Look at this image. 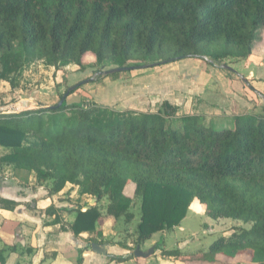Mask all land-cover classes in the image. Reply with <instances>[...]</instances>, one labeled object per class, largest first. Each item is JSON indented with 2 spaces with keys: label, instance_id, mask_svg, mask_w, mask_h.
I'll list each match as a JSON object with an SVG mask.
<instances>
[{
  "label": "trees",
  "instance_id": "trees-1",
  "mask_svg": "<svg viewBox=\"0 0 264 264\" xmlns=\"http://www.w3.org/2000/svg\"><path fill=\"white\" fill-rule=\"evenodd\" d=\"M262 30L264 0H0V82L36 62L86 70L88 55L97 65L130 70L187 59L241 61L255 56ZM177 111L167 102L157 113L93 104L0 112V162L40 185L52 181L50 194L70 184L82 197L106 198V218L127 223L135 218L126 192L133 184L141 199L138 244L179 227L198 200L211 219L250 228H234L206 253L164 251V258L264 264V114L215 129L203 116L177 118ZM18 206L0 199L1 209ZM76 212V221L62 229L97 242L104 217L98 206Z\"/></svg>",
  "mask_w": 264,
  "mask_h": 264
},
{
  "label": "rangeland",
  "instance_id": "rangeland-1",
  "mask_svg": "<svg viewBox=\"0 0 264 264\" xmlns=\"http://www.w3.org/2000/svg\"><path fill=\"white\" fill-rule=\"evenodd\" d=\"M256 55L250 59L239 61L236 59H226L216 65L208 64L204 60H198L211 70V78H218L221 71H227L229 77L235 79H246L244 89L247 90L252 98V108L242 102L235 104L227 98L219 100L207 94L204 96V108L195 110L194 116H203L205 125L215 128H233L240 117L264 114V100L254 92L255 80L250 79L251 74L264 78V31L262 30L255 44ZM197 60V59H195ZM195 60H185L171 62L165 65L138 69L133 66L131 70L119 72L109 76H98L97 73L115 69L113 66L97 65L95 58L88 55L85 59L86 70L71 65L55 69L42 62L26 65L23 72L16 78L9 75L12 81L0 82V112H23L47 107H56L60 103L62 106L81 104L89 106L91 104L110 107L119 111H135L143 113H157L163 108L165 103L178 107L185 104L194 106L199 105V98L185 93L187 90L181 88V84L192 86L194 81L185 79L189 72L197 66ZM155 64L150 63L148 65ZM206 65V66H207ZM199 66V65H198ZM197 66V67H198ZM197 70V69H196ZM184 78H183V77ZM239 77V78H238ZM221 79V77H220ZM262 79L261 81H263ZM11 82H14L12 85ZM264 87V82L261 84ZM253 88V90H251ZM72 89V90H71ZM251 90V91H249ZM261 96V95H260ZM246 98H249L247 95ZM245 100V98H243ZM26 102L28 107L22 105ZM178 105V106H177ZM256 107V108H255ZM258 107V108H257ZM248 108V109H247ZM260 108V109H259ZM187 115L181 112L180 108L176 117L180 118ZM191 115V114H189ZM15 170L12 166L0 162V184L8 179L15 178ZM30 184H39L35 177L31 180L24 179ZM22 181V182H23ZM52 181L43 183L47 191L52 187ZM70 187V186H69ZM67 187L68 191H71ZM74 194H64L61 199L70 201L72 207L89 206L92 199L83 198L80 189H74ZM127 194L133 198L134 205L131 212L135 215L132 222L127 223L125 217L113 220V231L107 237L96 236L95 239L102 244L110 246L126 247L129 249V256H133V262L126 264H156V258L162 257L164 251L181 250L183 253L199 254L206 253L210 245L218 238L230 237L232 230L236 227L250 228L242 222L231 219L213 220L206 213V207L197 200L188 211L186 219L179 227L172 231L156 234L152 240L138 244V226L141 222V199L134 197V185L130 184ZM99 210L106 215L108 200L105 198L98 203ZM106 219V218H104ZM100 227V225L98 226ZM128 244L130 247H128ZM140 247L141 252L154 250L148 258L136 256V250ZM159 248V250H157ZM119 254H122L119 252ZM177 261L176 259H172ZM179 264H183L178 261Z\"/></svg>",
  "mask_w": 264,
  "mask_h": 264
},
{
  "label": "crops",
  "instance_id": "crops-1",
  "mask_svg": "<svg viewBox=\"0 0 264 264\" xmlns=\"http://www.w3.org/2000/svg\"><path fill=\"white\" fill-rule=\"evenodd\" d=\"M261 58L263 63L258 64L260 67L264 65L263 56ZM194 63L199 66L193 68L185 78L194 81L193 85L190 87L184 83L181 84V88L184 91L187 90L185 94L188 97H192L190 94L198 97L199 105L192 108V105H187L186 101L183 105H177L181 112L192 115L196 109L204 108L203 98L207 94L214 96L219 101V96L222 95L221 98L230 99L235 104L242 102L252 108V98L248 91L244 89L245 82L248 83L246 79L242 78L241 81V79H235L232 76L230 78L227 71H221L219 77L214 79L213 76L211 78L213 73L211 74L207 64L206 66L205 63L198 60H195ZM250 79L256 81L254 92L258 93L259 97L264 98V87L261 85L264 82V80H261L264 78L261 77V74L258 76L251 74ZM246 95L249 98H246ZM24 178L25 175L22 173L20 175L16 174L15 178L3 181L0 184V199L19 204L14 211L0 208V251L3 252L2 258L4 259L3 263L0 260V264H79L80 259H82V264H126L133 262L132 258L134 256L123 263L109 260V256L128 257L130 251L126 247H109V244H102L97 239V242L93 243L88 241L89 234L76 237L70 230L62 229V227H67V225H71L76 221V210L79 207H72L70 201L61 199V196L72 193L73 195L70 196L72 199L77 190L72 191L79 187L69 184L67 187L70 186L71 191H68L66 187L59 194H50L48 190H45V186L27 183L26 180L23 181ZM30 179L32 180L33 176ZM51 206L56 209V212L46 213L45 211ZM87 207L84 206L83 210ZM103 216L100 227H97V230L102 232V236L99 237H107L108 234L110 235L109 231L112 233L114 228L113 219L106 218L105 214ZM56 219H59V221L55 223ZM95 244L106 245L107 256L94 252L93 245ZM128 247H130L129 244ZM119 252L122 254H119ZM155 263L179 264L178 261L163 256L157 257Z\"/></svg>",
  "mask_w": 264,
  "mask_h": 264
},
{
  "label": "water",
  "instance_id": "water-1",
  "mask_svg": "<svg viewBox=\"0 0 264 264\" xmlns=\"http://www.w3.org/2000/svg\"><path fill=\"white\" fill-rule=\"evenodd\" d=\"M166 63H168V62H159V63H155V64H151V65L141 66V67H138V69L153 68V67L165 65ZM169 63H171V62H169ZM128 70H130V69H128V68H115V69H112V70H109V71L99 72V73H97V75L98 76H109V75H113V74H116V73H119V72H125V71H128ZM22 105L24 107H28L29 104H27L26 102H23ZM61 105H62V103H60L56 107L58 108ZM56 107H47V108H56ZM96 202H97V199H93L91 201L90 205L87 208H85L83 211H87L88 209L94 207ZM93 250L97 254H100V255H103V256H107V246L106 245L95 244V245H93ZM136 251H137L136 252V256L139 257V258L140 257L148 258L152 253H154V250H151V251H148V252H141L140 247H138Z\"/></svg>",
  "mask_w": 264,
  "mask_h": 264
}]
</instances>
